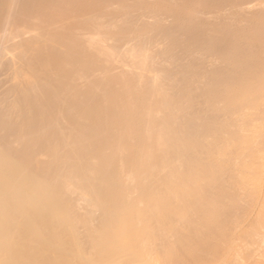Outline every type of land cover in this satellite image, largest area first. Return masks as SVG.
I'll return each instance as SVG.
<instances>
[{
	"label": "bare ground",
	"instance_id": "1",
	"mask_svg": "<svg viewBox=\"0 0 264 264\" xmlns=\"http://www.w3.org/2000/svg\"><path fill=\"white\" fill-rule=\"evenodd\" d=\"M0 264H264V0H0Z\"/></svg>",
	"mask_w": 264,
	"mask_h": 264
}]
</instances>
